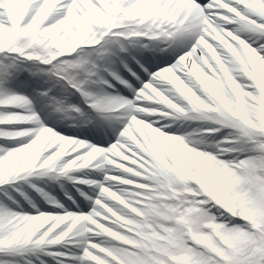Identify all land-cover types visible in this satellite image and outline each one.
<instances>
[{
    "label": "snow or ice",
    "instance_id": "1",
    "mask_svg": "<svg viewBox=\"0 0 264 264\" xmlns=\"http://www.w3.org/2000/svg\"><path fill=\"white\" fill-rule=\"evenodd\" d=\"M262 41L264 0H0V264H264Z\"/></svg>",
    "mask_w": 264,
    "mask_h": 264
},
{
    "label": "bare ground",
    "instance_id": "2",
    "mask_svg": "<svg viewBox=\"0 0 264 264\" xmlns=\"http://www.w3.org/2000/svg\"><path fill=\"white\" fill-rule=\"evenodd\" d=\"M244 35H246V34H244ZM262 42H264V41H262ZM253 46H255V45H253ZM20 89H22V88H19V89H17L18 91H20V92H22ZM24 89L25 88H23V91H24ZM23 93H26L27 95H32V90H30V89H26V92H23ZM37 110L38 111H40V105L38 104L37 105ZM159 111V110H158ZM41 117L44 119V121L46 122V124H48V125H50V126H52V127H54L55 128V126L58 128V129H61V125L63 126V124L65 123V125H64V127L63 128H65V129H67V131H65V132H63L62 134H65V135H68V132H74V131H76V129H68V127H67V122H62L61 120H59L61 123H59L56 119L57 118H59L58 116H56V115H49V112H48V110H45V111H42L41 112ZM49 120H50V122H49ZM53 120H54V124L52 125V124H50V123H52L53 122ZM199 122H187L186 123V126H185V132H184V134H186V133H191V132H193V130L194 129H197L198 127H199V125H197L196 127H194V128H191V126H193V125H195V124H198ZM177 129V128H176ZM176 129H172L173 131H175ZM180 132V131H179ZM194 139H198V138H196L195 136L193 137ZM221 137H216V139H220ZM19 139H23V138H19ZM208 142H211V138H209V141ZM1 143H3V141L1 142ZM82 171H84V170H82ZM63 182V181H62ZM64 183H68V181L66 180ZM64 185V184H63ZM70 185H72V183H70V184H68V185H66V187H69ZM64 188H65V185L63 186ZM49 206L48 205H45V206H42L41 207V209L42 210H45V209H47Z\"/></svg>",
    "mask_w": 264,
    "mask_h": 264
},
{
    "label": "rangeland",
    "instance_id": "3",
    "mask_svg": "<svg viewBox=\"0 0 264 264\" xmlns=\"http://www.w3.org/2000/svg\"><path fill=\"white\" fill-rule=\"evenodd\" d=\"M182 123H184L185 121H181ZM173 127H177V128H181V124L177 125L174 124ZM196 138H199L198 136H195ZM2 141H0L1 143ZM93 176H95V174L93 173ZM66 180H64L63 182L61 181L62 184L65 185L64 188V192L61 191V189L57 186V185H52V184H47V186L45 187L46 182H38L40 183L41 187H44L46 191L50 192L52 195V191L55 192L57 195L59 196H54L57 200H59L61 203H64V200L67 198L65 196V192L67 193L68 196H72L73 193L76 192V189L73 187V185H70L69 187H66V185L70 184L71 182L68 181V183H64ZM63 185V186H64ZM30 196L32 197V199L37 202L38 206H45L47 205L35 192H32L31 190H28ZM53 196V195H52ZM73 199H75V197H73ZM68 203L70 204L71 201H68ZM65 207H67V205H65Z\"/></svg>",
    "mask_w": 264,
    "mask_h": 264
}]
</instances>
